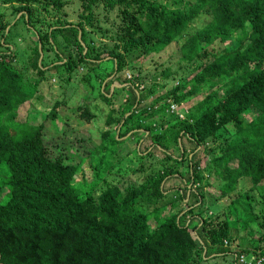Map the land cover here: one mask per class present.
<instances>
[{
	"label": "trees",
	"instance_id": "1",
	"mask_svg": "<svg viewBox=\"0 0 264 264\" xmlns=\"http://www.w3.org/2000/svg\"><path fill=\"white\" fill-rule=\"evenodd\" d=\"M1 6L0 264H264V0ZM207 15L209 23L191 33ZM184 37V64L149 73V81L140 59ZM60 69L59 79L82 80L106 103L102 120L89 107L79 110L78 119L107 128L93 149L47 145L42 122L59 121L56 109L33 117L25 111ZM125 69L132 77L120 76ZM175 73L179 84L166 90ZM116 80L121 86L112 90ZM217 85L223 97L196 100ZM186 103L194 105L188 112ZM136 175L144 181L131 183ZM171 179L184 187L169 191Z\"/></svg>",
	"mask_w": 264,
	"mask_h": 264
},
{
	"label": "rangeland",
	"instance_id": "2",
	"mask_svg": "<svg viewBox=\"0 0 264 264\" xmlns=\"http://www.w3.org/2000/svg\"><path fill=\"white\" fill-rule=\"evenodd\" d=\"M175 1L176 0H172V2H175ZM75 4L76 3H73L74 6H76ZM4 7L5 6L0 7V15H3L6 12ZM184 8L189 9L190 5L188 6L185 3ZM41 9H43V7H40L39 11ZM72 10L73 9L71 7L67 8V11L70 14H72V16H70V20L76 21L74 19V15L76 13L72 12ZM9 17H11V15L10 16L6 15V18H4V21H6ZM209 20H210L209 15H207V16H203L201 20L195 21L192 24V28L190 30L191 33L194 32L195 29H200L202 26L208 24ZM17 28H18V26H17ZM96 39L107 40L108 42H111V41L113 42L112 39L102 38L99 35H97ZM185 39H186V37L182 38L179 41V43L171 44L170 47H168L162 53H160L156 56L152 55L149 58L140 59V61L138 62L141 66L140 70H142V72H144V73H148V80L149 81L154 82V77L150 76L151 73H153L157 76H159V75H161L167 71L169 73H174L178 69L179 65L184 64L185 60L182 58V54L180 52V47H181V45ZM94 40L95 39L93 38L92 41H94ZM10 45H13L16 48V46L14 44H10ZM23 45H24V47H27L30 44H28L27 40L24 39ZM182 72H184V70H182ZM61 74H64V71L62 69H60L59 74L54 75V77H52L51 80L47 81L46 83H42V85L40 87V91L32 97V100L30 102V106L28 109H25V111L27 113L30 110V114L29 113L28 114L30 115V117L31 116L33 117V116H36L37 114L41 115L43 113H46V115H49V114L53 115L51 112L53 109H56V111H54V112H57L56 115H57V119L59 121L52 120L51 118H47L42 122V124L44 125V131H43L44 141H46L47 145H50L53 142H59L63 146L64 145H66V146H68V145L69 146L88 145L89 147H91L93 149L94 148V142L97 143V145H99L101 143V139L99 136H102V132L104 130H106L107 128L105 126V123H102L101 121L94 124L91 122H84L82 119H78V115H80V113L82 112L79 110H81L85 107H89V109L93 113H95L96 115H99L100 120H102L104 118V115L106 116V110H107L106 106H105L106 103L102 102L100 99L94 100L91 91L86 89L88 84L82 82V80H79L78 78H76L74 83H72V82L71 83H65L64 81L59 79L60 78L59 75H61ZM129 75L132 77V73L128 72L126 69L123 72H121V74H120V76H126L128 78L130 77ZM179 75H181V74L178 73V75H176V73H175L173 76H171L169 78V81L167 82V85H166V90H168V88H170L172 86H177L179 84V81H180ZM146 78H147V76H146ZM158 79L159 78H157V80ZM25 82H27V80H25ZM27 86H29V85H27ZM119 86H121L120 82L116 80L112 84V90H114L115 87H119ZM218 90H219V85H217L216 87L207 89V92H205L203 94H201V93L198 94L196 96L197 97L196 100L197 101L204 100L208 96L213 97L212 94L217 93ZM223 93H224L223 91H221V93H217L218 94L217 98L223 97ZM184 105L187 107V112L190 111V108L194 106V105H191V107H189V105H187V103ZM172 108H173V110L177 109L176 106H173ZM59 112H60L61 120L59 119ZM34 113L36 115H34ZM72 115H73V117H72ZM183 116H185V114ZM67 120H69V123L67 122ZM92 120L93 119L91 118L90 121H92ZM89 138L92 139V140H90V142H89ZM126 141H128V140H126ZM126 145H130V144L126 143L125 146ZM150 145H151V141H146V143L143 142L142 144H140L139 147L141 149H143V148L149 147ZM226 145L227 144H225L223 146V148L222 147L219 148L218 146H216V151H213L211 153V154H213L212 157H205L201 160L202 166L204 167L205 165H207L210 160H212L214 157H216L218 155V152L221 153L222 150L226 147ZM208 146H209V150H214L213 148L215 147V145L208 144ZM115 148H117V145L110 146L108 151H107V154L112 156L113 150ZM186 148H188V150H190V149H192V146H188ZM151 151L156 156H160L162 154V151L159 150L158 148H155V147H152ZM153 154L151 156H153ZM130 157L133 158L132 154L129 155L127 157V159L125 160L126 164H128ZM186 157H189V156L187 155ZM108 160L111 163L114 162L113 157L108 158ZM231 164L233 166H236L237 161H233ZM180 166H182V164ZM183 175L187 176V172L183 171ZM144 179H145L144 175H136L135 177H133L131 179V181H132L131 183L139 184V183L143 182ZM163 184L165 185V181L163 182ZM166 185L168 187V190L171 191V190L177 189L179 187H184L185 184H182V181L179 179H171L168 181V183ZM240 185L242 188H249L250 187V183H248V182L245 184L241 183ZM187 186L190 188V187H192V184L187 185ZM209 189H210L211 193L213 191L217 196L219 195V192L216 190L215 187H209L208 190ZM223 202H225V201H223ZM260 206L264 207V205H260ZM261 208H259V209H261ZM195 210H197V208H195ZM185 212L182 213V215H181V216H183L182 219L187 218V221L189 222L191 219V216L186 215ZM152 221H151V223H152ZM191 234H193L195 236V233L192 230H191Z\"/></svg>",
	"mask_w": 264,
	"mask_h": 264
}]
</instances>
